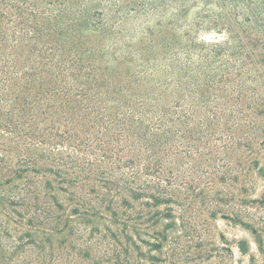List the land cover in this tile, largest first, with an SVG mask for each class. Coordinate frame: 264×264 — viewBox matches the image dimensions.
Instances as JSON below:
<instances>
[{
	"label": "trees",
	"instance_id": "trees-1",
	"mask_svg": "<svg viewBox=\"0 0 264 264\" xmlns=\"http://www.w3.org/2000/svg\"><path fill=\"white\" fill-rule=\"evenodd\" d=\"M258 6L262 15L264 0H0V144L15 172L51 175L85 215L118 221L130 207L137 221L131 203L146 200L171 218L180 174L189 187L204 171L221 181L264 147ZM240 12L263 27L260 44L236 33ZM109 232L85 230V264H142L131 237ZM31 244H13L9 264L77 262Z\"/></svg>",
	"mask_w": 264,
	"mask_h": 264
},
{
	"label": "rangeland",
	"instance_id": "rangeland-1",
	"mask_svg": "<svg viewBox=\"0 0 264 264\" xmlns=\"http://www.w3.org/2000/svg\"><path fill=\"white\" fill-rule=\"evenodd\" d=\"M258 8L256 14L264 20ZM235 14L231 20L236 33L246 36L248 30L251 42L260 44L263 27L253 24L254 14ZM247 19L250 22L244 21ZM243 27L249 28L243 33ZM202 35L207 40L224 38L215 32ZM257 118L264 120V115ZM15 167V156L0 144V264H9L7 256L15 243L24 245L21 250L36 251L33 241L44 244L49 253L51 246L53 254L68 252L75 264H85L79 256L88 240L83 233L93 227L106 234L116 233L120 242L125 235L131 237L139 246L136 255L142 264H264V147H257L253 157L237 160L234 170L226 172L221 181L213 182L204 171L194 188L183 183L187 176L180 174L171 218L158 219L165 207L156 209L143 200L131 203L134 215L139 213L137 221L129 220L133 215L130 207L119 209L118 221L104 210L100 216L85 215L82 203L60 190L51 175L29 172L20 178ZM76 208L81 213L73 215ZM245 224L258 231L263 246ZM159 242L160 249L152 247Z\"/></svg>",
	"mask_w": 264,
	"mask_h": 264
}]
</instances>
